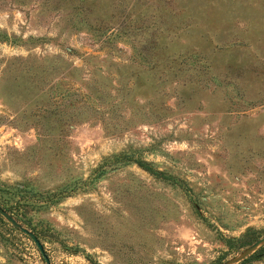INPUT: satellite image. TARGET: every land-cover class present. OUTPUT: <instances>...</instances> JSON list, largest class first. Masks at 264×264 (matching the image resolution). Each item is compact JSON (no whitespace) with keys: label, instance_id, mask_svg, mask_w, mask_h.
Returning <instances> with one entry per match:
<instances>
[{"label":"rangeland","instance_id":"1","mask_svg":"<svg viewBox=\"0 0 264 264\" xmlns=\"http://www.w3.org/2000/svg\"><path fill=\"white\" fill-rule=\"evenodd\" d=\"M0 209V264L253 255L264 0H0Z\"/></svg>","mask_w":264,"mask_h":264},{"label":"trees","instance_id":"2","mask_svg":"<svg viewBox=\"0 0 264 264\" xmlns=\"http://www.w3.org/2000/svg\"><path fill=\"white\" fill-rule=\"evenodd\" d=\"M139 165L144 167L146 170L151 172L153 175H157V176L162 175L160 172L153 170L151 168V166L145 162H139ZM250 236H251V233L246 234L244 237L238 239L237 240V246H235L236 250H240V249L250 247L258 240V238L251 240V239H249ZM231 249H232V247H231ZM262 260H264V245L262 247H260L253 255L249 256L247 259L242 261L240 264H254L255 262H259Z\"/></svg>","mask_w":264,"mask_h":264},{"label":"water","instance_id":"3","mask_svg":"<svg viewBox=\"0 0 264 264\" xmlns=\"http://www.w3.org/2000/svg\"><path fill=\"white\" fill-rule=\"evenodd\" d=\"M0 212L4 215V216H6L11 222H14L13 221V219L12 218H10L3 210H1L0 209ZM22 231L24 232V233H26L27 235H29L30 237H31V239L37 244V246H38V248L41 250V251H43V245L41 244V242L39 241V239L37 238V236L34 234V233H32V232H30V231H28V230H26V229H22ZM264 245V238L263 239H261V240H258L254 245H252V248H259V247H262L261 245Z\"/></svg>","mask_w":264,"mask_h":264}]
</instances>
